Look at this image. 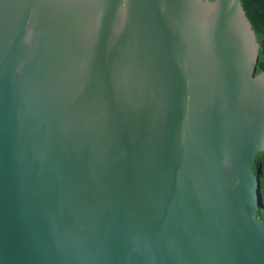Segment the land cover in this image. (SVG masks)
Wrapping results in <instances>:
<instances>
[{
  "label": "water",
  "instance_id": "obj_1",
  "mask_svg": "<svg viewBox=\"0 0 264 264\" xmlns=\"http://www.w3.org/2000/svg\"><path fill=\"white\" fill-rule=\"evenodd\" d=\"M259 51L241 0H0V264H264Z\"/></svg>",
  "mask_w": 264,
  "mask_h": 264
},
{
  "label": "trees",
  "instance_id": "obj_2",
  "mask_svg": "<svg viewBox=\"0 0 264 264\" xmlns=\"http://www.w3.org/2000/svg\"><path fill=\"white\" fill-rule=\"evenodd\" d=\"M241 6L250 21L260 44L259 58L256 73L264 72V0H241ZM254 172L259 175L260 203L257 215L264 220V153L255 157Z\"/></svg>",
  "mask_w": 264,
  "mask_h": 264
}]
</instances>
